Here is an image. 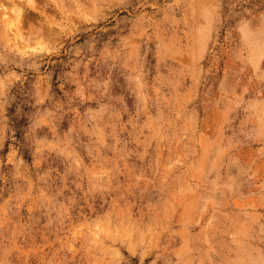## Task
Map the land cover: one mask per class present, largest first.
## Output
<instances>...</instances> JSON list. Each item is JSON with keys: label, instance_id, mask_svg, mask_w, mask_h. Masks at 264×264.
Segmentation results:
<instances>
[{"label": "rangeland", "instance_id": "1", "mask_svg": "<svg viewBox=\"0 0 264 264\" xmlns=\"http://www.w3.org/2000/svg\"><path fill=\"white\" fill-rule=\"evenodd\" d=\"M0 264H264V0H0Z\"/></svg>", "mask_w": 264, "mask_h": 264}]
</instances>
